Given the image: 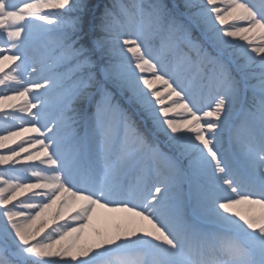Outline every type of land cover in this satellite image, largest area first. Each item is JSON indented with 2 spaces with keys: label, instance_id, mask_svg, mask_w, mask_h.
Returning a JSON list of instances; mask_svg holds the SVG:
<instances>
[{
  "label": "snow or ice",
  "instance_id": "6c2138e0",
  "mask_svg": "<svg viewBox=\"0 0 264 264\" xmlns=\"http://www.w3.org/2000/svg\"><path fill=\"white\" fill-rule=\"evenodd\" d=\"M4 149L0 264H264V0H0Z\"/></svg>",
  "mask_w": 264,
  "mask_h": 264
},
{
  "label": "rangeland",
  "instance_id": "374dc122",
  "mask_svg": "<svg viewBox=\"0 0 264 264\" xmlns=\"http://www.w3.org/2000/svg\"><path fill=\"white\" fill-rule=\"evenodd\" d=\"M35 111V109L33 110ZM32 135H35L34 133H25L24 134V139H27V138H30ZM16 145H12V147H15ZM0 151H7V149H4V150H0ZM33 151H35V149H33ZM26 155V154H24ZM29 163H38V161H30ZM0 167H4V166H0ZM26 197H21V199H24ZM14 203H16V201H14Z\"/></svg>",
  "mask_w": 264,
  "mask_h": 264
},
{
  "label": "trees",
  "instance_id": "16d2710c",
  "mask_svg": "<svg viewBox=\"0 0 264 264\" xmlns=\"http://www.w3.org/2000/svg\"><path fill=\"white\" fill-rule=\"evenodd\" d=\"M125 2H127V0H125Z\"/></svg>",
  "mask_w": 264,
  "mask_h": 264
}]
</instances>
